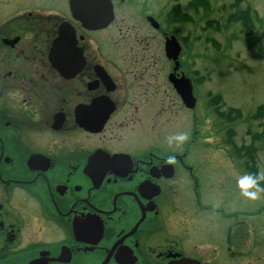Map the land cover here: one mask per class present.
<instances>
[{"label": "flooded vegetation", "instance_id": "obj_1", "mask_svg": "<svg viewBox=\"0 0 264 264\" xmlns=\"http://www.w3.org/2000/svg\"><path fill=\"white\" fill-rule=\"evenodd\" d=\"M112 2L91 29L69 0H0V264H264L248 151L204 156V17Z\"/></svg>", "mask_w": 264, "mask_h": 264}, {"label": "rangeland", "instance_id": "obj_2", "mask_svg": "<svg viewBox=\"0 0 264 264\" xmlns=\"http://www.w3.org/2000/svg\"><path fill=\"white\" fill-rule=\"evenodd\" d=\"M171 1H177L184 9L194 11L202 7L204 0H196L198 5L191 6L194 0H149V3L158 13L161 8L168 7ZM206 1L198 13L205 19L204 97L208 101L210 95H222L224 102L216 107L207 104L210 122H205L204 156L208 158V153L213 151L222 160V156L232 154L229 137L232 131H227L226 126L232 125L235 132L233 139L240 145L250 143L249 129L261 133L264 131V118H251L256 107L264 105V0H240V3L238 0ZM125 11L128 12V8ZM214 20L217 24L209 26ZM234 108L240 109L241 117L233 116ZM214 134H217L219 142H227L229 149L226 153L215 147L217 139ZM261 136L259 134L260 138L255 142L260 149L257 152L259 157L256 158L255 173L264 172V138ZM206 162L210 171L214 175L218 174L219 168H215L212 161ZM230 169H227L228 176L222 172L218 178L222 187H229L239 177L230 173ZM205 173H208L207 168ZM259 183L264 186V180ZM204 193L205 189L201 190L203 198L207 199ZM251 205L264 208V193H261L260 198L251 200Z\"/></svg>", "mask_w": 264, "mask_h": 264}, {"label": "water", "instance_id": "obj_3", "mask_svg": "<svg viewBox=\"0 0 264 264\" xmlns=\"http://www.w3.org/2000/svg\"><path fill=\"white\" fill-rule=\"evenodd\" d=\"M70 7L75 18L81 20L85 26L91 28L105 26L113 19V5L111 0H70ZM166 51L168 56H177L179 48L175 46L174 40L167 41ZM178 88L179 90L181 88L183 89L186 102L193 107L195 98L192 95L191 85L184 84L178 86ZM108 260V258H105L101 264H107Z\"/></svg>", "mask_w": 264, "mask_h": 264}, {"label": "clouds", "instance_id": "obj_4", "mask_svg": "<svg viewBox=\"0 0 264 264\" xmlns=\"http://www.w3.org/2000/svg\"><path fill=\"white\" fill-rule=\"evenodd\" d=\"M188 139L187 133H179L167 137V143L171 146L174 143L176 145L182 144ZM173 157L169 156V160ZM260 180H264V172H257L256 174L245 175L239 180V187L241 189V195L250 199L256 200L260 198L261 193H264V186L259 183Z\"/></svg>", "mask_w": 264, "mask_h": 264}, {"label": "trees", "instance_id": "obj_5", "mask_svg": "<svg viewBox=\"0 0 264 264\" xmlns=\"http://www.w3.org/2000/svg\"><path fill=\"white\" fill-rule=\"evenodd\" d=\"M258 114L264 115V105L259 106V108H258Z\"/></svg>", "mask_w": 264, "mask_h": 264}]
</instances>
